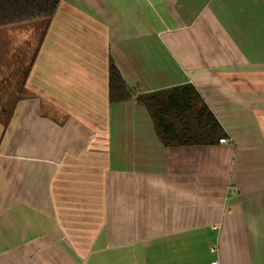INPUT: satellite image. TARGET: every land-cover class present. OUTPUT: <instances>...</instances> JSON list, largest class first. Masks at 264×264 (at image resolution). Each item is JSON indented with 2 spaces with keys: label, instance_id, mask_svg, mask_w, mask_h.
Listing matches in <instances>:
<instances>
[{
  "label": "crops",
  "instance_id": "1",
  "mask_svg": "<svg viewBox=\"0 0 264 264\" xmlns=\"http://www.w3.org/2000/svg\"><path fill=\"white\" fill-rule=\"evenodd\" d=\"M175 89L226 143H164L137 98ZM215 260L264 264V0H61L0 106V264Z\"/></svg>",
  "mask_w": 264,
  "mask_h": 264
},
{
  "label": "trees",
  "instance_id": "2",
  "mask_svg": "<svg viewBox=\"0 0 264 264\" xmlns=\"http://www.w3.org/2000/svg\"><path fill=\"white\" fill-rule=\"evenodd\" d=\"M61 0H0V30L38 20L52 22ZM133 94L115 63L109 68V100L119 104ZM139 104L150 112L161 138L168 146H207L219 143L226 133L198 92L175 89L155 95L139 96ZM3 125L9 121L2 119Z\"/></svg>",
  "mask_w": 264,
  "mask_h": 264
},
{
  "label": "rangeland",
  "instance_id": "3",
  "mask_svg": "<svg viewBox=\"0 0 264 264\" xmlns=\"http://www.w3.org/2000/svg\"><path fill=\"white\" fill-rule=\"evenodd\" d=\"M35 22L24 24L19 28L0 30V86L6 81L5 88L0 87V106L2 105L3 108L11 109L14 105V99L22 87L28 67L46 30V21ZM33 27L35 30L32 31L30 40L23 41L25 31ZM25 49H27L26 53ZM11 52H13L12 56L15 54L14 58L10 57Z\"/></svg>",
  "mask_w": 264,
  "mask_h": 264
},
{
  "label": "built area",
  "instance_id": "4",
  "mask_svg": "<svg viewBox=\"0 0 264 264\" xmlns=\"http://www.w3.org/2000/svg\"><path fill=\"white\" fill-rule=\"evenodd\" d=\"M220 142L221 143H226V140H221ZM213 252H215V251H213ZM212 264H220V262L218 260H215V261L212 262Z\"/></svg>",
  "mask_w": 264,
  "mask_h": 264
}]
</instances>
